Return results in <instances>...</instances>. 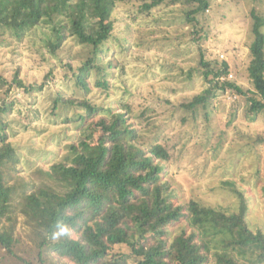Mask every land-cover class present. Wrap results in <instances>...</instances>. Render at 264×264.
<instances>
[{
  "label": "rangeland",
  "instance_id": "rangeland-1",
  "mask_svg": "<svg viewBox=\"0 0 264 264\" xmlns=\"http://www.w3.org/2000/svg\"><path fill=\"white\" fill-rule=\"evenodd\" d=\"M209 4L196 21H190L191 6L186 2L163 3L150 11L141 9V0L119 3L105 58L73 41L53 53L47 42L54 22H42L21 39L0 32V106L8 108L0 111V122L7 123L4 132L18 158L4 171L9 184L18 188L14 205L22 238L19 249L32 257L38 243L20 211L24 186L51 182L46 170L54 162H69L72 144L81 147L98 138L96 133L91 140L71 120L83 108L62 104L56 113L52 111L59 93L125 112L128 123L138 127L142 146L161 144L169 154L163 180L170 183L176 204L196 200L226 213H238L245 204L249 226L264 232V111L248 113L247 96L229 87L218 88L205 106H183L208 86L200 65L202 51L215 66L228 62L222 82L251 87L247 69L253 41L251 11L264 16V0H209ZM89 57L105 65V73L93 70L94 85L86 94L77 84L76 70ZM104 79L107 87L96 84ZM99 117L100 113L87 123ZM191 223L185 219L170 229L181 233L195 227L202 237H209L208 264L230 253L224 242L235 233L211 222ZM131 249L116 244L112 252L129 255L133 263ZM256 252L240 247L234 254L244 264H264ZM51 258L57 264H75L57 255Z\"/></svg>",
  "mask_w": 264,
  "mask_h": 264
},
{
  "label": "trees",
  "instance_id": "trees-1",
  "mask_svg": "<svg viewBox=\"0 0 264 264\" xmlns=\"http://www.w3.org/2000/svg\"><path fill=\"white\" fill-rule=\"evenodd\" d=\"M125 1L130 0H0V32L8 31L21 39L42 22H54L47 42L53 53L73 41L105 58L114 36L113 13ZM141 1L144 11L163 3L186 2L191 6L187 11L190 21H196L197 15L210 6L209 0ZM251 17L253 41L247 68L251 87L244 89L231 80L222 82L220 78L229 71L228 62L215 66L202 51L200 65L205 68L208 86L183 106H205L218 88L229 87L247 96L248 113L264 111V16L253 9ZM68 66L73 65L68 62ZM93 70L105 73V65L97 63L95 57L87 58L76 70L77 84L86 94L94 85ZM15 81L24 86L17 76ZM96 84L108 85L105 79ZM53 103L54 113L62 104L83 108L85 111L71 120L91 140L96 133L98 138L81 147L72 144L69 162H54L46 170L51 182L24 186L20 211L38 241L36 253L30 257L19 249L22 238L14 205L18 188L9 184L4 171L18 158L4 132L7 123L0 122V264H57L51 255L75 264H208L212 250L209 237H202L195 227L190 232L184 228L181 233L170 229L185 219L192 225H222L235 233L224 242L230 253L221 255L214 264H244L234 254L240 247L256 249L257 258L264 260V232L249 226L245 204L238 213H226L196 200L174 202L171 185L163 180L168 152L161 144L142 146L138 127L128 123L125 112L62 93ZM7 109L0 106V111ZM98 113V120L87 123ZM124 243L132 247L133 263L129 255L112 252L116 244Z\"/></svg>",
  "mask_w": 264,
  "mask_h": 264
}]
</instances>
